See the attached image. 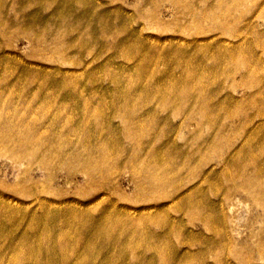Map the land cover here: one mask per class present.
Here are the masks:
<instances>
[{
  "label": "rangeland",
  "instance_id": "rangeland-1",
  "mask_svg": "<svg viewBox=\"0 0 264 264\" xmlns=\"http://www.w3.org/2000/svg\"><path fill=\"white\" fill-rule=\"evenodd\" d=\"M0 264H264V0H0Z\"/></svg>",
  "mask_w": 264,
  "mask_h": 264
},
{
  "label": "bare ground",
  "instance_id": "bare-ground-1",
  "mask_svg": "<svg viewBox=\"0 0 264 264\" xmlns=\"http://www.w3.org/2000/svg\"><path fill=\"white\" fill-rule=\"evenodd\" d=\"M15 161H16V158L13 157V162L15 163ZM95 164H98V163L96 162ZM80 174H82V176H85L87 180H91V178H92V176L90 175V173L88 171H86V170H83ZM72 175H74V174H72Z\"/></svg>",
  "mask_w": 264,
  "mask_h": 264
}]
</instances>
